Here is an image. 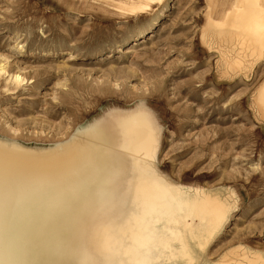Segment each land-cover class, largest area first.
Wrapping results in <instances>:
<instances>
[{
	"label": "rangeland",
	"instance_id": "1",
	"mask_svg": "<svg viewBox=\"0 0 264 264\" xmlns=\"http://www.w3.org/2000/svg\"><path fill=\"white\" fill-rule=\"evenodd\" d=\"M166 1L147 16L118 18L102 6L80 16L57 0H0V139L53 149L110 103H150L163 118L161 167L235 191L207 253L245 260L250 250L264 253V115L256 97L264 63L251 75L229 63L243 31L234 0H222L233 7L227 15L221 0H175L139 39Z\"/></svg>",
	"mask_w": 264,
	"mask_h": 264
},
{
	"label": "bare ground",
	"instance_id": "2",
	"mask_svg": "<svg viewBox=\"0 0 264 264\" xmlns=\"http://www.w3.org/2000/svg\"><path fill=\"white\" fill-rule=\"evenodd\" d=\"M57 1L80 16L102 6L118 18L147 16L163 2ZM174 1H166L139 39ZM232 2L233 11L219 3L224 15L243 17L229 63L251 75L264 63V0ZM257 88L264 115V80ZM163 126L161 111L139 100L110 103L53 149L27 151L0 139V264H264L262 250L248 248L245 260L209 255L235 208V191L165 171Z\"/></svg>",
	"mask_w": 264,
	"mask_h": 264
}]
</instances>
